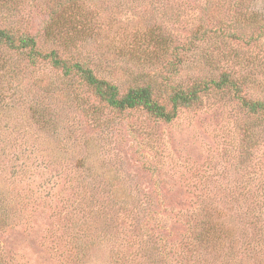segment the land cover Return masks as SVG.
Segmentation results:
<instances>
[{
	"label": "rangeland",
	"instance_id": "obj_1",
	"mask_svg": "<svg viewBox=\"0 0 264 264\" xmlns=\"http://www.w3.org/2000/svg\"><path fill=\"white\" fill-rule=\"evenodd\" d=\"M0 30L39 54L0 40V264H264L258 117L216 90L119 114L47 58L168 108L222 74L264 103V0H0Z\"/></svg>",
	"mask_w": 264,
	"mask_h": 264
},
{
	"label": "trees",
	"instance_id": "obj_2",
	"mask_svg": "<svg viewBox=\"0 0 264 264\" xmlns=\"http://www.w3.org/2000/svg\"><path fill=\"white\" fill-rule=\"evenodd\" d=\"M0 40L11 49H27L33 58L39 56L34 49L36 43L30 37L24 35L14 36L8 31L0 30ZM47 58L51 60L56 69L62 70L65 75L79 76L84 85L92 91L100 102L119 114L142 110L151 119L171 122L176 118L179 110L191 108L198 103L201 95L211 90H216L220 93H231L234 100L244 107L250 115L258 117L259 122L264 128V103L247 99L243 92L244 83L233 81L227 74H222L217 81L196 83L187 89H175L169 97L168 103L170 108H168L166 105L155 101L152 90L149 87L143 86L130 89L127 93L121 95L116 87L96 78L86 66L67 63L59 59L54 52L50 53ZM172 65L174 67V64ZM221 234L220 231L216 234L215 231L212 232L208 229L205 230L203 236L199 235L196 240L200 246L215 243L223 244L226 240L221 237Z\"/></svg>",
	"mask_w": 264,
	"mask_h": 264
}]
</instances>
